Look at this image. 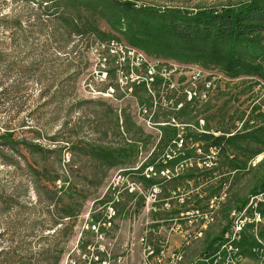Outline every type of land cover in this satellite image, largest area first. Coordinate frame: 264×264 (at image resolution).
<instances>
[{
    "label": "rangeland",
    "instance_id": "374dc122",
    "mask_svg": "<svg viewBox=\"0 0 264 264\" xmlns=\"http://www.w3.org/2000/svg\"><path fill=\"white\" fill-rule=\"evenodd\" d=\"M64 1L0 0V264H264V74L231 76L209 45L142 33L110 0ZM125 117L143 129L125 164L90 156L120 146Z\"/></svg>",
    "mask_w": 264,
    "mask_h": 264
},
{
    "label": "trees",
    "instance_id": "16d2710c",
    "mask_svg": "<svg viewBox=\"0 0 264 264\" xmlns=\"http://www.w3.org/2000/svg\"><path fill=\"white\" fill-rule=\"evenodd\" d=\"M49 4L61 5L64 0H45ZM70 2V0H68ZM110 2L122 10L121 18L131 27L142 33L155 36H165L172 39L173 42L182 43H200L209 45L211 48L208 51L209 55L215 56L219 61L222 59L227 60L224 67L227 74L231 76H239L241 74L247 75H263L264 74V41L258 37L264 35V0H252L244 5L226 6L222 8L200 9L198 11L189 10H163L156 8H148L144 6L137 7L131 1L110 0ZM40 5V4H39ZM230 43V46L224 50V44ZM223 51V53H222ZM145 101H142V104ZM118 131L121 136L120 146L118 148H107L103 146H94L92 144L86 145L89 148L88 154L90 156H99L102 160H110L111 165L119 166L125 164L124 156L126 149L125 146L135 148L139 142H142L140 134L143 129L137 125V131H132L128 127V119L125 117L123 125L119 124ZM170 125V124H169ZM167 127V126H166ZM168 128V127H167ZM264 131V130H261ZM165 133L159 143H166L170 141H178L180 129L173 128V132ZM237 135V134H236ZM233 135V136H236ZM239 135V134H238ZM185 139H190L192 134L186 133ZM205 139L212 137V143L216 148H222V143L226 138L223 135L215 136L213 134L204 135ZM182 142L184 141L181 139ZM195 141L199 140L198 137L194 138ZM257 140H259L257 138ZM27 143L24 137L18 136V143ZM261 142V140H260ZM261 145L264 146V138ZM35 148H40L39 145L34 144ZM218 146V147H217ZM210 148V147H209ZM206 152L209 149L205 148ZM263 148H255V153L260 154ZM85 151V149L83 148ZM20 152V151H19ZM188 151V157H189ZM209 154V153H207ZM20 156L27 160L25 153L20 152ZM176 157L172 159H164L163 161H171L172 163ZM181 159L187 157L180 156ZM161 164V163H160ZM164 164V163H162ZM152 166V170L156 169V158L151 160L145 167ZM38 172V169H36ZM146 179V178H145ZM71 184V183H70ZM48 193L49 198L52 199L57 192L63 194L66 192L64 187L55 185L52 189L49 186H44ZM53 193V196L51 194ZM61 197V196H60ZM42 199V198H41ZM48 203V200H45ZM264 205V203H263ZM60 210V206L58 207ZM78 215V209L64 207L58 215V220L62 225L68 224L64 222L65 218H72ZM99 216H93L92 221L97 223ZM256 243L255 239L253 243ZM57 254L60 255L63 251V246H59ZM51 250H43L42 255L50 253Z\"/></svg>",
    "mask_w": 264,
    "mask_h": 264
}]
</instances>
